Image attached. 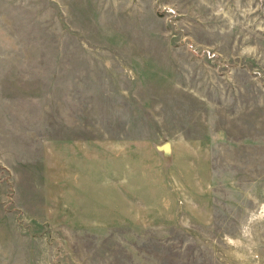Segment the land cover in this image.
Returning <instances> with one entry per match:
<instances>
[{
	"label": "rangeland",
	"instance_id": "374dc122",
	"mask_svg": "<svg viewBox=\"0 0 264 264\" xmlns=\"http://www.w3.org/2000/svg\"><path fill=\"white\" fill-rule=\"evenodd\" d=\"M0 264H264V0H0Z\"/></svg>",
	"mask_w": 264,
	"mask_h": 264
},
{
	"label": "water",
	"instance_id": "95a60500",
	"mask_svg": "<svg viewBox=\"0 0 264 264\" xmlns=\"http://www.w3.org/2000/svg\"><path fill=\"white\" fill-rule=\"evenodd\" d=\"M157 150L161 151L165 157L169 156L171 153V144L170 143H164L163 145L157 147Z\"/></svg>",
	"mask_w": 264,
	"mask_h": 264
}]
</instances>
